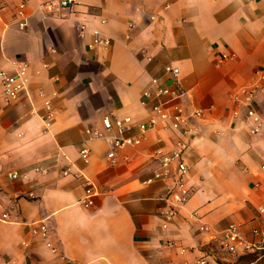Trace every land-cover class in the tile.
I'll return each instance as SVG.
<instances>
[{
	"label": "crops",
	"instance_id": "obj_1",
	"mask_svg": "<svg viewBox=\"0 0 264 264\" xmlns=\"http://www.w3.org/2000/svg\"><path fill=\"white\" fill-rule=\"evenodd\" d=\"M20 1L0 0V69L15 72L25 63L28 77L15 100L4 101L0 88V264H63V255L72 264H183L202 254L220 264L224 250L211 232L232 221L246 237L260 238L264 128L251 134L245 108L229 95L264 69V0H77L71 10L27 0L28 23L19 28ZM93 28L111 38L108 46L92 44ZM165 65L173 72L163 82L183 92L175 101L202 108L203 116L191 119L187 135L149 131L110 163L106 140L88 138L85 128L102 129L106 114L145 118L156 96L143 91H152L150 76ZM45 100L54 112L48 124ZM254 105L264 119V80ZM178 138L186 142L193 193L163 228L166 183L147 179L157 166L154 149ZM85 178L98 187L90 207L79 202ZM41 223L47 238L33 232ZM262 251L253 252L259 259Z\"/></svg>",
	"mask_w": 264,
	"mask_h": 264
},
{
	"label": "built area",
	"instance_id": "obj_2",
	"mask_svg": "<svg viewBox=\"0 0 264 264\" xmlns=\"http://www.w3.org/2000/svg\"><path fill=\"white\" fill-rule=\"evenodd\" d=\"M27 0H21L16 9V24L19 28L27 26L28 17L25 12V5ZM54 1L56 5H54ZM46 1L39 4L40 8L53 10L67 9L71 10L77 0H54ZM104 21V19H103ZM85 24L79 25V34L84 36ZM93 45L108 46L111 38L98 29H92ZM231 57V54L222 56L220 60ZM150 59V58H149ZM26 64H19L15 72H9L5 69H0V88L1 95L4 101L9 102L18 98L27 88L28 77L26 71ZM173 72L170 65H165L163 73L160 75H151L150 82L151 88L143 91V97L147 98L152 93L156 96V101L150 106L149 113L143 119H134L131 115L112 116L106 114L102 117V129L86 127L85 132L88 138H103L108 143L109 149L107 158L110 163H114L117 158L118 151L125 146H138L147 137V133L151 130L159 128L163 131H180L183 135L190 133L191 119L200 118L203 116L204 111L202 108L194 107L186 110L183 105L178 103L177 100L183 92L177 87H169L163 82V77ZM254 81L250 84L243 85L233 90L229 99L235 106H243L244 122L248 126L251 134L258 133L264 128V119L261 113L254 105V97L259 82L264 80V69L255 70ZM46 113L44 121L48 124L54 117L53 109L51 108L49 100H45ZM234 114H237L234 111ZM137 130V134H130L132 129ZM161 139L159 138L158 141ZM186 142L183 138H178L174 141L169 149L158 146L153 151V156L157 161V166L152 171L151 176L147 181L162 180L166 183L165 193L162 195L164 207L161 211L162 222L161 226L166 228L169 222L175 217L179 210L185 205L193 193V188L187 183V162L185 159ZM90 150L87 146L80 149V154L84 161H88ZM264 168V164L261 165ZM38 170H44L39 168ZM63 174H71L73 176H83L81 172L71 173L68 170H63ZM17 172L9 174V177H16ZM98 193V187L88 178H85V188L83 195L79 202L85 206H93V197ZM260 210H264V206H259ZM4 216L6 214H3ZM190 216L197 218L196 212H191ZM199 228L201 230L209 231L210 228L207 224L202 223ZM33 232L39 234L43 238H47L48 227L45 223H41L33 228ZM260 238H248L240 230L236 222H228L225 227L219 232H211L210 236L215 239L219 246L229 254L239 255L247 251L264 249V230L254 229ZM167 245L175 246L172 239L166 241ZM24 244L26 242H23ZM45 244L52 252H57V247L46 239ZM179 251H185L184 247H179ZM63 264H72L71 260L66 256H62ZM11 259H5L3 264H12ZM208 254H202L191 260L184 261L183 264H207Z\"/></svg>",
	"mask_w": 264,
	"mask_h": 264
},
{
	"label": "rangeland",
	"instance_id": "obj_3",
	"mask_svg": "<svg viewBox=\"0 0 264 264\" xmlns=\"http://www.w3.org/2000/svg\"><path fill=\"white\" fill-rule=\"evenodd\" d=\"M222 252L224 253V259L221 260L220 264H251L248 263V261L257 255V253L253 251L244 253L242 255H231L226 251ZM256 260H258V258Z\"/></svg>",
	"mask_w": 264,
	"mask_h": 264
},
{
	"label": "trees",
	"instance_id": "obj_4",
	"mask_svg": "<svg viewBox=\"0 0 264 264\" xmlns=\"http://www.w3.org/2000/svg\"><path fill=\"white\" fill-rule=\"evenodd\" d=\"M261 255H262L261 258H259L258 260H256L257 256H254V258H251L248 261V263H251V264H264V251L261 252Z\"/></svg>",
	"mask_w": 264,
	"mask_h": 264
}]
</instances>
